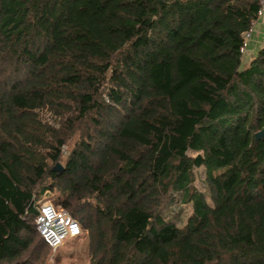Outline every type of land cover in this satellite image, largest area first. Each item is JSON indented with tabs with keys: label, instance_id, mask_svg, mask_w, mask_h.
I'll list each match as a JSON object with an SVG mask.
<instances>
[{
	"label": "trees",
	"instance_id": "16d2710c",
	"mask_svg": "<svg viewBox=\"0 0 264 264\" xmlns=\"http://www.w3.org/2000/svg\"><path fill=\"white\" fill-rule=\"evenodd\" d=\"M262 9L0 0V264H49L35 218L54 189L90 264H264V42L241 51ZM176 195L181 228L161 214Z\"/></svg>",
	"mask_w": 264,
	"mask_h": 264
},
{
	"label": "rangeland",
	"instance_id": "374dc122",
	"mask_svg": "<svg viewBox=\"0 0 264 264\" xmlns=\"http://www.w3.org/2000/svg\"><path fill=\"white\" fill-rule=\"evenodd\" d=\"M252 32H253V36H255L256 39L258 38V42L255 43L254 45H251L250 52L249 51L247 52V49H244L243 62H242L243 65H246L249 62V59L252 58L258 47L261 46L264 42V17L260 20L259 24H254ZM251 37L247 39H245L244 37L247 44L251 41L252 39ZM36 113L44 124L54 129L59 128L60 119L57 116L53 115L50 111L44 109L41 111H36ZM77 136L74 137L73 140H71V142L67 146L62 148V155H61L62 165H64V160L71 151L73 142L77 140ZM188 156L195 157L196 153L188 152ZM193 172H194V183H193L194 187L200 192L204 193L206 201L210 203L209 196L207 194V188L204 182L205 173L203 168L195 169ZM58 195L59 192L56 189L52 190L51 192H46L42 197H40L37 203L39 204L42 202H49L56 208H60V206L56 204ZM176 198H177V202L172 204L170 207L169 206L166 207L167 209L162 211L161 214L166 221L173 223L178 228H181L185 225L187 218L191 215V207L190 205L181 203L179 195H176ZM91 203L94 202L91 201ZM88 243H89V239H88V234L86 232H82L81 236L76 239L67 240L56 251L50 250L49 264H90Z\"/></svg>",
	"mask_w": 264,
	"mask_h": 264
},
{
	"label": "built area",
	"instance_id": "2783aa9c",
	"mask_svg": "<svg viewBox=\"0 0 264 264\" xmlns=\"http://www.w3.org/2000/svg\"><path fill=\"white\" fill-rule=\"evenodd\" d=\"M261 3L263 4L262 1ZM258 15L261 20L264 17V9L260 10ZM252 30L253 27L251 32L244 35L245 39L251 37ZM241 51L244 53V48ZM35 225L37 232L51 251H56L67 240L76 239L82 234L81 228L76 220L63 209L56 208L49 202L37 204Z\"/></svg>",
	"mask_w": 264,
	"mask_h": 264
},
{
	"label": "water",
	"instance_id": "95a60500",
	"mask_svg": "<svg viewBox=\"0 0 264 264\" xmlns=\"http://www.w3.org/2000/svg\"><path fill=\"white\" fill-rule=\"evenodd\" d=\"M264 138V130H260L259 132H257L255 134V139L256 141H258L259 139H263ZM53 172L57 173V174H61L64 170L63 166L60 163H56L54 165V167L52 168Z\"/></svg>",
	"mask_w": 264,
	"mask_h": 264
},
{
	"label": "crops",
	"instance_id": "0c3cea01",
	"mask_svg": "<svg viewBox=\"0 0 264 264\" xmlns=\"http://www.w3.org/2000/svg\"><path fill=\"white\" fill-rule=\"evenodd\" d=\"M255 36H253V38L251 39V41L247 44V52L249 51L250 52V48H251V45H254L255 43L258 42V38L256 39V37L254 38ZM263 38V37H262ZM256 46V45H255Z\"/></svg>",
	"mask_w": 264,
	"mask_h": 264
}]
</instances>
